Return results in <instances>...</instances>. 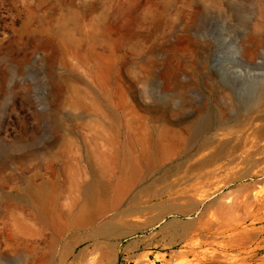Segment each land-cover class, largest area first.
<instances>
[{"label":"rangeland","instance_id":"1","mask_svg":"<svg viewBox=\"0 0 264 264\" xmlns=\"http://www.w3.org/2000/svg\"><path fill=\"white\" fill-rule=\"evenodd\" d=\"M259 198L264 0H0V264H264Z\"/></svg>","mask_w":264,"mask_h":264},{"label":"bare ground","instance_id":"2","mask_svg":"<svg viewBox=\"0 0 264 264\" xmlns=\"http://www.w3.org/2000/svg\"><path fill=\"white\" fill-rule=\"evenodd\" d=\"M250 154V153H249ZM248 154V155H249ZM257 196V195H256ZM102 197V196H101ZM103 199V198H102ZM257 199V198H256ZM259 200H261L262 202H264V198H259ZM260 201V202H261ZM261 202V203H262ZM107 205V204H106ZM101 207V206H100ZM86 208V207H85ZM92 213L93 212H89L88 214H86V216H87V218H89V217H91L92 216ZM94 216V215H93ZM82 223V222H81ZM80 223V224H81ZM110 231V228L109 229H107L106 230V232H109ZM103 235V234H102ZM71 241V240H70ZM73 242V241H72ZM75 242V241H74ZM76 242H77V240H76ZM69 245V244H68ZM95 245V243L92 245V246H94ZM71 246H74V245H71ZM65 249V248H64ZM63 249V251H65ZM70 249H72V248H70ZM68 251H69V249H68ZM112 251H113V249H112V247L110 246L109 247V253H108V257L106 258V260H107V262L106 263H103V264H110V262H111V254H112ZM62 254H60V256H61ZM67 255V254H66ZM86 256H87V248H85V249H83L81 252H80V254H79V257L77 258L80 262H82V261H84L85 260V258H86ZM62 258H63V256H62ZM99 264V263H98Z\"/></svg>","mask_w":264,"mask_h":264}]
</instances>
